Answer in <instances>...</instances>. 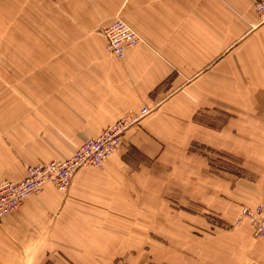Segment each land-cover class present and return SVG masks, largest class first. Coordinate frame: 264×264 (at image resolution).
<instances>
[{
  "label": "crops",
  "instance_id": "1",
  "mask_svg": "<svg viewBox=\"0 0 264 264\" xmlns=\"http://www.w3.org/2000/svg\"><path fill=\"white\" fill-rule=\"evenodd\" d=\"M29 1L30 24L0 41V183L23 181L27 166L67 159L130 112L151 113L127 132L128 149L77 172L67 193L47 186L1 219L3 255L55 250L78 264H111L130 255L131 242L142 244L131 234L137 223L167 219L169 182L184 190V206L234 220L248 197L233 193L230 181L206 177L208 163L190 148L231 156L264 182L259 0ZM117 17L143 39L123 59L107 52L102 33ZM217 111L230 118L205 125L201 115ZM175 216L176 231L160 234L175 242V254L190 252L191 264H217L228 254L236 264L243 255L262 262L264 239L256 241L249 224L202 240L183 224L194 217ZM176 258L185 264L183 254Z\"/></svg>",
  "mask_w": 264,
  "mask_h": 264
},
{
  "label": "rangeland",
  "instance_id": "2",
  "mask_svg": "<svg viewBox=\"0 0 264 264\" xmlns=\"http://www.w3.org/2000/svg\"><path fill=\"white\" fill-rule=\"evenodd\" d=\"M30 9H31V2L29 0H25L19 3L17 2V0H7L6 2L4 0H0V41L4 40L3 35L5 36L7 34H8L7 35L8 40L9 39L14 40L17 36V31L21 30L23 25L30 24L31 17L28 15ZM103 32L104 30L102 31V33ZM2 49L0 43V55L3 54ZM12 50L14 52L15 48H12ZM220 118L228 119L230 117L228 116L224 117L218 111L216 112L215 116H210V115L207 116V114L201 115V120L205 122V125L207 123L213 125H220V123L216 121ZM139 125L135 127H138ZM135 127L128 129V131L134 129ZM127 132L123 137V146L111 156L120 152L122 149H128L127 147L128 145L126 142ZM90 139H87L86 141ZM84 143H82L81 145H83ZM81 145L77 146L75 148V151ZM190 149L191 152L203 156L204 157L203 160L208 163V167L203 170V173L205 174L206 177H208L209 175L210 177L220 178L222 180L225 179L227 181H230L232 185L233 193L237 191L240 194L244 195L245 197H248V199L241 202L242 205L241 204L240 205L242 206V208L241 211H239L237 217L234 220L230 219L229 222H227L225 220H222L217 212H214L208 208H203V207L192 208V207L184 206L182 203L184 204L188 203V200L183 197L184 190L181 188L179 189L176 183L173 184L172 182H169L168 184L169 191L166 197L169 205L166 214L167 219L165 220V217L164 219H161L160 214H157V216L153 217L151 219V222L147 225L149 226V228L146 226V224L137 223L136 229L131 234H134L136 236V240L139 237H141L142 244L140 246H136V248L133 249L135 246L133 247L131 242L130 248L132 250L130 255L129 256L120 255L115 258L113 256L111 257L114 258L111 264H175L176 262L178 263V259L176 258V255L179 253L184 255L183 261L185 264H191L192 255L190 252L177 251V254H175V250H174L175 242L171 239L168 240L161 237L162 235L160 234L161 231H165L162 230L164 227L165 228L168 227L169 230L176 231L175 229L177 225L175 220L177 219L175 215L179 213L188 214L189 216L194 217L191 218L193 219V222L189 220L187 222H183V224L187 227V230L189 231L188 234L195 235L198 239H202V240L205 239V237L207 236H212L217 233L220 234L222 232L241 231L243 229L246 230V226L243 225H245V223L250 225V223L247 220L240 221V216L244 208L255 209V207H257L260 203L264 201V186H263L264 182L260 181L261 177H259V175L257 176L251 173V171L247 170V168L244 169L241 161H238L235 158L225 155L223 153H218V152L214 153L204 145H199L195 143L193 147H191ZM129 151L132 152L134 151V149L129 148ZM72 155L70 157H72ZM70 157H68L67 159H69ZM110 157L108 158V160L110 159ZM52 161H64V160H47L45 161V163H40L38 165H44ZM33 166H37V165H33ZM33 166H27L26 169L28 167H33ZM139 219H143V217L141 216L139 217ZM2 220H0V223L2 222ZM250 227L254 235V239L256 241H260L264 239V235H257L251 225ZM178 229L181 230L180 227ZM122 242L123 239H120L118 241L119 245H121ZM190 248H191V244H189V249ZM168 249H170L169 251H171L172 253V259L170 260L167 256ZM225 256L226 258L224 257V255L218 256L217 264H223V263L236 264L235 259H233L232 261L229 260V258H231V255L228 254V256L227 255ZM259 258L260 257H258L257 260H259ZM262 259H263L262 262L256 263L255 261L253 264H264V255L262 256ZM252 260H254V258H252L250 255H243L240 259V264H243L245 262H246L245 264H252L250 262ZM196 261L199 262V259H197ZM0 264H78V263L75 260H73L70 256L63 255L61 252L55 253V250L43 256L24 255L19 258L13 255H3V251L2 249H0Z\"/></svg>",
  "mask_w": 264,
  "mask_h": 264
},
{
  "label": "built area",
  "instance_id": "3",
  "mask_svg": "<svg viewBox=\"0 0 264 264\" xmlns=\"http://www.w3.org/2000/svg\"><path fill=\"white\" fill-rule=\"evenodd\" d=\"M254 9L264 22V0L257 1ZM103 33L107 40V51L118 59H123L128 49L143 42L141 36L121 17H117ZM149 114L150 109L146 107L130 112L104 129L98 137L78 147L69 159L28 167L23 181L1 182L0 220L17 212L24 202L40 195L47 186L67 193L77 172L83 169L102 168L108 158L123 146V137L128 129L139 125ZM244 220L250 223L257 235H264V201L255 209L244 208L240 221Z\"/></svg>",
  "mask_w": 264,
  "mask_h": 264
}]
</instances>
